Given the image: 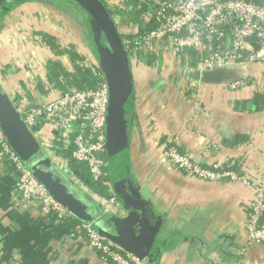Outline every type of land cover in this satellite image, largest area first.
<instances>
[{
    "label": "crops",
    "instance_id": "0c3cea01",
    "mask_svg": "<svg viewBox=\"0 0 264 264\" xmlns=\"http://www.w3.org/2000/svg\"><path fill=\"white\" fill-rule=\"evenodd\" d=\"M44 1L22 2L0 20V84L17 107L59 94L69 81L92 84L77 71L87 70L79 60L92 54L86 23L70 4ZM111 12L122 36L140 31L138 14ZM130 61L135 111L129 172L139 187L149 188L146 201L155 220L146 236L124 248L147 264H264V244L247 243V184L207 182L176 171L158 161L153 145L165 139L205 167L227 158L246 179L262 175L264 59L237 58L198 70L190 50L176 55L163 40L130 52ZM235 79L248 84L231 90ZM16 180L15 169L0 156V264H112L77 227L109 212L94 192L71 179L94 207L92 217L70 213L58 221L17 196Z\"/></svg>",
    "mask_w": 264,
    "mask_h": 264
},
{
    "label": "built area",
    "instance_id": "2783aa9c",
    "mask_svg": "<svg viewBox=\"0 0 264 264\" xmlns=\"http://www.w3.org/2000/svg\"><path fill=\"white\" fill-rule=\"evenodd\" d=\"M102 1L106 7L110 5L124 13L141 10L140 31L123 39L131 54L145 52L164 40L176 55L193 51L198 70L221 68L237 58L247 62L264 59V4L253 0H136V5L129 0ZM91 53L82 57L79 65L88 70L92 84L79 86L68 80L59 94L28 108H16L67 177L84 187L69 168L64 154L86 165L92 179L108 186V197L96 194L95 197L106 211L122 217L125 210L115 196L107 170V83L93 51ZM247 84V79H235L228 87L235 90ZM43 128L48 132H42ZM153 145L159 149L158 161L176 171L207 182L229 179L247 184L251 194L244 223L247 243L264 244V173L246 179L234 169V161L230 159L224 158L205 167L171 141L155 140ZM0 156H4L17 173V196L33 202L44 215H52L58 221L69 219L70 213L25 166L1 128ZM77 227L84 231L88 246L110 263L147 264L132 251L98 233L91 223H79Z\"/></svg>",
    "mask_w": 264,
    "mask_h": 264
},
{
    "label": "water",
    "instance_id": "95a60500",
    "mask_svg": "<svg viewBox=\"0 0 264 264\" xmlns=\"http://www.w3.org/2000/svg\"><path fill=\"white\" fill-rule=\"evenodd\" d=\"M25 1L28 0H0V20ZM64 1L86 23L91 47L107 83V169L115 196L126 212L122 217L110 212L103 213L93 220L92 226L98 233L124 247L146 236L155 220L146 201L149 188L139 187L129 172L130 133L135 111L130 56L115 20L102 0ZM0 128L11 148L46 190L69 213L81 220H89L94 207L47 154L1 84Z\"/></svg>",
    "mask_w": 264,
    "mask_h": 264
},
{
    "label": "trees",
    "instance_id": "16d2710c",
    "mask_svg": "<svg viewBox=\"0 0 264 264\" xmlns=\"http://www.w3.org/2000/svg\"><path fill=\"white\" fill-rule=\"evenodd\" d=\"M28 1H32V0H28ZM51 1H57V0H51ZM60 1H63L65 3H67L66 1L64 0H60ZM254 2H257L259 4H264V0H253ZM132 5H136V0H132L131 1ZM13 6L9 7L10 9L12 8ZM8 9V10H10ZM136 14H138V16H140L141 14V10L138 11V12H134ZM112 14V13H111ZM139 24H142L141 20L138 21ZM150 26H148L149 28ZM122 36V35H121ZM130 36V35H129ZM127 36V37H129ZM123 39L126 38L124 36H122ZM91 46V44H90ZM92 49V47H91ZM93 53L95 54L94 50L92 49ZM128 53H129V56H130V52L129 50L127 49ZM190 52H192V55H194L195 57V53L193 51L190 50ZM194 53V54H193ZM196 59V58H195ZM77 71L80 73V74H83L84 75H88V71H82L80 70V68L77 69ZM79 85V84H78ZM79 86H82L81 84ZM65 156H67L68 158V166L69 168L72 170L73 174L75 175V177L77 179L80 180V182L89 190H91L92 192H94L95 194H97L98 196H101V197H108L110 194H109V188L107 185H105V183L101 180H94L92 179L86 165H84L83 163H79L77 162L76 160H74L69 154H64ZM107 156V155H106ZM108 170V169H107ZM77 222H79L78 220H76Z\"/></svg>",
    "mask_w": 264,
    "mask_h": 264
},
{
    "label": "rangeland",
    "instance_id": "374dc122",
    "mask_svg": "<svg viewBox=\"0 0 264 264\" xmlns=\"http://www.w3.org/2000/svg\"><path fill=\"white\" fill-rule=\"evenodd\" d=\"M32 1H34V0H32ZM35 1H37V0H35ZM40 1H43V2H45L46 3V1H44V0H40ZM49 3V2H48ZM107 7H108V10L110 11V13H112L111 11H112V6H110V5H107ZM120 10V9H119ZM121 11V10H120ZM8 13V12H7ZM6 13V14H7ZM113 14V13H112Z\"/></svg>",
    "mask_w": 264,
    "mask_h": 264
},
{
    "label": "flooded vegetation",
    "instance_id": "af4514ba",
    "mask_svg": "<svg viewBox=\"0 0 264 264\" xmlns=\"http://www.w3.org/2000/svg\"><path fill=\"white\" fill-rule=\"evenodd\" d=\"M62 3H65V2L62 1Z\"/></svg>",
    "mask_w": 264,
    "mask_h": 264
}]
</instances>
